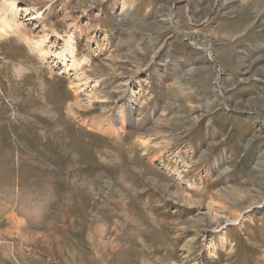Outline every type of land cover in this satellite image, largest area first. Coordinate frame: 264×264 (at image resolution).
Returning a JSON list of instances; mask_svg holds the SVG:
<instances>
[{
	"label": "rangeland",
	"instance_id": "1",
	"mask_svg": "<svg viewBox=\"0 0 264 264\" xmlns=\"http://www.w3.org/2000/svg\"><path fill=\"white\" fill-rule=\"evenodd\" d=\"M12 2L79 65L0 38V264H264V0Z\"/></svg>",
	"mask_w": 264,
	"mask_h": 264
},
{
	"label": "bare ground",
	"instance_id": "2",
	"mask_svg": "<svg viewBox=\"0 0 264 264\" xmlns=\"http://www.w3.org/2000/svg\"><path fill=\"white\" fill-rule=\"evenodd\" d=\"M9 6L11 7L6 9V12H4V10L1 12L0 38H6L13 34L16 36H19L18 38L22 39V41H25L26 45L32 48V50L35 51L41 58H45V56L51 53V55L54 56V58L59 59V62L64 63L67 71H73V69L75 68L77 69V66L79 64L76 63V53H75V49L73 46V43L75 40H74L73 35H70L69 38L65 41V48L62 52L56 53L55 51H48L46 49V44L49 40L48 37L41 38L38 41L33 40V38H30L28 35L24 34L23 30L21 31L19 27L20 26L19 23L16 24L14 20L15 18L13 17L18 14V11H26L28 13L32 12L34 9L32 6L34 5L31 3V6H25V8H20L17 6V3L12 2ZM9 16H12V18L9 19L8 18ZM161 22L168 23V19L165 18L161 20ZM192 33L198 34L197 32H192ZM57 36L59 39L61 38V35L58 34ZM207 50L209 52V48H207ZM208 58H209V61H213V57L211 53H208ZM80 83H82L81 80L79 81V84ZM79 84L75 85V87L80 86ZM135 104H136V101L133 99V97H131L127 100L123 109H119L116 111V114H117L116 116L120 120L119 126H117L114 122H112V119L110 118V116H104L102 118L95 117V119H93L92 121V127L107 135H113V134H117L120 131H123V126L126 125V123L129 121V115L132 112V110L135 108L134 107ZM217 165L218 163H214V167H216ZM240 216L242 215L238 214L234 217H230L229 219L227 218L225 222L231 223V224H238L241 221Z\"/></svg>",
	"mask_w": 264,
	"mask_h": 264
},
{
	"label": "water",
	"instance_id": "3",
	"mask_svg": "<svg viewBox=\"0 0 264 264\" xmlns=\"http://www.w3.org/2000/svg\"><path fill=\"white\" fill-rule=\"evenodd\" d=\"M173 23V22H172ZM174 28H175V30H176V32L178 33L179 32V29L176 27V26H174ZM213 62V61H212ZM225 102H226V99H225ZM227 104V103H226Z\"/></svg>",
	"mask_w": 264,
	"mask_h": 264
}]
</instances>
